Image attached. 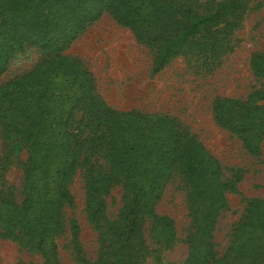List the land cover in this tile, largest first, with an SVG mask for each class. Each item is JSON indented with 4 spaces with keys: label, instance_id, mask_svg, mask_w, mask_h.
I'll return each mask as SVG.
<instances>
[{
    "label": "trees",
    "instance_id": "obj_1",
    "mask_svg": "<svg viewBox=\"0 0 264 264\" xmlns=\"http://www.w3.org/2000/svg\"><path fill=\"white\" fill-rule=\"evenodd\" d=\"M199 8L197 0H0V75L18 50L35 47L50 54L0 94V130L16 134L27 149L19 199L12 185L0 187V237L32 248L42 264H60L51 237L65 227L63 208L72 202L71 175L86 166L87 208L95 222L102 218L101 193L123 180L127 194L120 219L103 224L102 255L109 264H144L145 220L153 239L166 245L176 240L174 220L158 214L155 205L165 183L178 174L191 219L183 264L264 263L262 198H247L221 255L213 242L217 216L227 209L225 194L235 189L241 175L225 178L218 160L196 135L169 115L119 111L98 101L79 64L60 53L107 12L137 40L155 48L152 74L172 57L194 51L212 61L228 48L236 25L228 17L236 15L241 4L225 0L213 10ZM250 66L264 80V54H253ZM261 100L264 87L242 100L217 97L213 102L216 123L253 155L260 153L264 134V108L257 103ZM97 156L105 163L103 171L96 167ZM69 230L81 258L74 219Z\"/></svg>",
    "mask_w": 264,
    "mask_h": 264
},
{
    "label": "rangeland",
    "instance_id": "obj_2",
    "mask_svg": "<svg viewBox=\"0 0 264 264\" xmlns=\"http://www.w3.org/2000/svg\"><path fill=\"white\" fill-rule=\"evenodd\" d=\"M223 1L197 0V5L200 10L207 6L213 10ZM240 4L237 14L228 17L236 22L229 46L212 61L211 58L204 61L194 51L172 57L152 74L155 48L137 40L130 28L117 24L107 12L60 52L79 64L83 78L91 81L98 101L119 111L169 115L196 135L218 160L225 178L241 175L235 189L226 192L227 209L216 219L213 242L218 255L227 248L233 225L239 220L247 198L264 199V134L259 143L260 153L250 154L236 135L216 123L213 111L217 97L242 100L252 90L264 87V80L256 77L250 66L253 54H264V0H240ZM49 55L35 47L14 52L7 70L0 75V94L3 88H11L9 82L29 72ZM76 92L80 95L81 91ZM257 103L264 108V100ZM26 156L22 140L16 134L0 130V187L12 185L18 199ZM93 158L97 159L96 167L103 171V160L99 156ZM85 168L79 166L71 175L72 202L63 208L65 227L62 233L51 237L56 243L60 264H109L102 255L103 224L118 221L127 200L122 180L100 194L102 218L95 222L87 208ZM155 210L174 220L177 236L172 245L157 241L150 235V222L145 220L141 228L148 252L144 264H183L189 251L185 239L191 229V219L186 190L178 174L165 183ZM72 219L78 225L81 258L77 257L71 242L69 221ZM0 264H42V257L15 239L0 237Z\"/></svg>",
    "mask_w": 264,
    "mask_h": 264
}]
</instances>
